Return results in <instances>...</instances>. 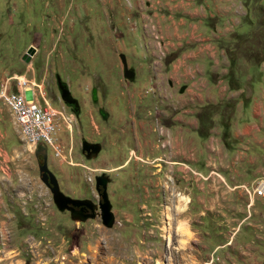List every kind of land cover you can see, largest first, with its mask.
<instances>
[{
  "label": "rangeland",
  "instance_id": "obj_1",
  "mask_svg": "<svg viewBox=\"0 0 264 264\" xmlns=\"http://www.w3.org/2000/svg\"><path fill=\"white\" fill-rule=\"evenodd\" d=\"M121 2L126 4V0ZM207 3L209 10L217 3L229 11L221 29L229 32L225 47L237 45L264 53V0ZM241 11L245 15H240ZM0 12V77L6 71L41 82L45 99L60 114L61 125L55 135L59 155L44 148L46 168L59 192L94 202L98 199L94 178L103 177L114 218L112 226L104 228L96 217L80 224L57 210L39 180L36 158L41 163L42 154L36 150L38 146L29 143L9 109L0 104V264L186 263L182 258L186 246L179 243L176 233L172 231L176 238L171 234L169 244L165 239L166 210L177 199L168 189V165L157 162V152H153L155 118L150 106L158 99L151 93L141 99L155 83L152 65L148 70L141 68L154 62L162 48V41L153 38L155 33L161 37L158 23L138 22L130 16L111 21L103 0H12L5 6L0 2ZM204 24L212 26L214 22ZM29 47L35 51L25 63ZM119 54L124 56L126 67L134 70L131 82L122 77ZM55 77L77 101V113L59 99ZM257 139L261 140L254 148L264 162V126ZM83 140L100 145L95 158L87 160L81 154ZM219 140L229 152L237 144L230 134L220 135ZM261 176L256 173L257 180ZM207 182L203 181L204 187ZM230 186L233 204L245 210L238 214L245 217L240 233L256 247L255 257L247 264H264V201L251 199L243 189ZM215 187L219 189L221 184ZM196 220L190 212H173L171 223L175 226L178 221L188 224ZM129 223L149 230L135 232L130 238L123 231ZM127 243L135 252L130 248L123 254L120 246ZM174 250H181L177 259Z\"/></svg>",
  "mask_w": 264,
  "mask_h": 264
},
{
  "label": "crops",
  "instance_id": "obj_2",
  "mask_svg": "<svg viewBox=\"0 0 264 264\" xmlns=\"http://www.w3.org/2000/svg\"><path fill=\"white\" fill-rule=\"evenodd\" d=\"M0 2L5 6L12 0ZM207 2L126 0L124 5L121 0H103L111 21L130 16L159 26L161 57L141 68L148 70L152 65L155 83L141 99L150 93L158 99L150 106L155 118L153 152H157V162L169 167L168 189L187 197L185 212L197 217L185 222L189 240L182 252L184 264H247L255 257L256 247L241 235L245 217L238 214L245 210L233 204L230 185L243 189L257 180L256 173L264 179V162L254 148L264 126V53L237 45L225 47L229 32L222 30L229 11L217 3L209 10ZM6 18L10 20L9 12ZM210 20L212 26L204 24ZM224 134L237 141L231 152L219 144ZM203 181L209 185L204 187ZM146 230L131 223L123 228L130 238ZM130 248L135 252L129 243L120 246L123 254ZM177 255L181 250H174L175 259Z\"/></svg>",
  "mask_w": 264,
  "mask_h": 264
},
{
  "label": "built area",
  "instance_id": "obj_3",
  "mask_svg": "<svg viewBox=\"0 0 264 264\" xmlns=\"http://www.w3.org/2000/svg\"><path fill=\"white\" fill-rule=\"evenodd\" d=\"M159 36L155 33L153 38L159 41ZM157 44L159 46L160 42ZM161 54L162 48H159L155 61ZM0 104H10L13 107L16 122L20 123L24 133L33 135L34 146L50 148L55 155H59L55 135L61 125V118L58 111L45 99L41 82L35 83L33 78H27L24 74L4 71L0 77ZM63 126L68 128L69 124L63 122ZM242 188L249 198L264 201V179Z\"/></svg>",
  "mask_w": 264,
  "mask_h": 264
},
{
  "label": "water",
  "instance_id": "obj_4",
  "mask_svg": "<svg viewBox=\"0 0 264 264\" xmlns=\"http://www.w3.org/2000/svg\"><path fill=\"white\" fill-rule=\"evenodd\" d=\"M35 49L32 47H29L27 49L26 54L23 57V61L27 63L29 61V58L31 55H33ZM119 59L122 66V77L123 79L131 82L134 79V70L132 68L126 67L125 58L122 54H119ZM59 99L67 106L71 107L72 111L74 113L78 112V103L77 101L71 96L69 90L67 89L66 85L62 83L57 78L56 83ZM91 99L95 101V90H91ZM103 115V114H101ZM100 151V145L98 143H89L86 141H81L80 143V152L84 156L85 159H93L97 156V154ZM38 173H39V180L42 182V184L47 188L49 193L51 194V199L59 211H70L68 207L66 206L67 203H70L72 205H86L89 210H92V203L88 200H78V199H71L69 197L64 196L61 194L58 190L57 182L54 178V176L47 170L45 163H43L41 166H38ZM106 184L107 180L103 177H95L94 178V190L98 197V210H99V218H100V224L104 228H110L113 223V216L110 209V204L106 195ZM92 212V211H91ZM94 214L91 213L89 215H86L85 217L78 219L79 222H85L88 219H93ZM73 220H75L73 218Z\"/></svg>",
  "mask_w": 264,
  "mask_h": 264
},
{
  "label": "bare ground",
  "instance_id": "obj_5",
  "mask_svg": "<svg viewBox=\"0 0 264 264\" xmlns=\"http://www.w3.org/2000/svg\"><path fill=\"white\" fill-rule=\"evenodd\" d=\"M3 105H5L9 109V111L11 112V114L15 120V123L17 124V126L21 130V133L23 134V136L29 141V143L31 145L34 146L33 135L31 133H24V130L21 127L20 123L16 122V116L13 113V107L10 104H3ZM176 199H177L176 204L173 205L172 207H168L166 210V216H167L168 222H167V226L165 228V230L167 232L165 239L168 241V244H169L170 240H171L172 231H174L176 233V236L178 237L179 243L182 245L187 240H189V233L187 230V224L185 222L178 221L175 226L174 225L172 226L171 220H172L173 212H174V214L177 215V214H182L186 211L188 199H187V197H184V196L179 195V194H176Z\"/></svg>",
  "mask_w": 264,
  "mask_h": 264
},
{
  "label": "flooded vegetation",
  "instance_id": "obj_6",
  "mask_svg": "<svg viewBox=\"0 0 264 264\" xmlns=\"http://www.w3.org/2000/svg\"><path fill=\"white\" fill-rule=\"evenodd\" d=\"M55 82L57 83V77H55ZM68 109L72 110L71 107H68ZM36 150L38 151L39 154H42L41 156H39L41 158V163L39 162L38 158H36V163H37V167H38V166H41L43 163H45L44 156L46 155V150L44 149V147H39V146H38V148H36ZM71 199H77V198H71ZM78 200H87V199H78ZM88 201H90V200H88ZM91 203L93 205L92 210H89V208L86 205H81V204L72 205L70 203H67L66 206L68 207V209L70 211L65 210L63 212H65L70 219L74 218L75 219L74 221H78V219H81V218H83L86 215H89L91 213L94 214V218L96 217L100 221L99 210H98V199L94 202H91ZM109 204L111 205L110 202H109ZM110 209H111V206H110ZM110 209H109V211H110ZM80 224H83V222H80Z\"/></svg>",
  "mask_w": 264,
  "mask_h": 264
}]
</instances>
